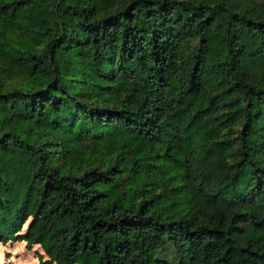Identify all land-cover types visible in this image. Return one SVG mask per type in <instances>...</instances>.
<instances>
[{
    "label": "trees",
    "instance_id": "1",
    "mask_svg": "<svg viewBox=\"0 0 264 264\" xmlns=\"http://www.w3.org/2000/svg\"><path fill=\"white\" fill-rule=\"evenodd\" d=\"M19 240L41 264H264V0H0Z\"/></svg>",
    "mask_w": 264,
    "mask_h": 264
},
{
    "label": "rangeland",
    "instance_id": "2",
    "mask_svg": "<svg viewBox=\"0 0 264 264\" xmlns=\"http://www.w3.org/2000/svg\"><path fill=\"white\" fill-rule=\"evenodd\" d=\"M30 218L24 225L26 230L31 223ZM42 257V258H41ZM48 259L40 245H35L32 249L27 247L25 241H12L7 245L0 243V263L8 264H41V260Z\"/></svg>",
    "mask_w": 264,
    "mask_h": 264
}]
</instances>
